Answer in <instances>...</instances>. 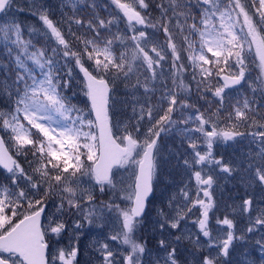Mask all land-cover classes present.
<instances>
[{
    "label": "snow or ice",
    "instance_id": "1",
    "mask_svg": "<svg viewBox=\"0 0 264 264\" xmlns=\"http://www.w3.org/2000/svg\"><path fill=\"white\" fill-rule=\"evenodd\" d=\"M249 246L264 264V0H0V264Z\"/></svg>",
    "mask_w": 264,
    "mask_h": 264
},
{
    "label": "rangeland",
    "instance_id": "2",
    "mask_svg": "<svg viewBox=\"0 0 264 264\" xmlns=\"http://www.w3.org/2000/svg\"><path fill=\"white\" fill-rule=\"evenodd\" d=\"M50 3L53 5H56L59 3V0H50ZM29 21H31V20H29ZM253 75H255V69H253ZM69 95L71 96V93H69ZM72 101H73V103H75L81 107H83L85 104L83 96L81 94H79L78 92H77L76 96L72 97ZM221 151H224V149H221ZM229 151H231V150H229ZM230 183H232V182L230 181ZM225 187H226V185H225ZM239 187L241 188L240 190L242 192L243 186H239ZM240 223H241V226H243L245 221L241 220ZM88 242L89 241L87 239L83 240V245L86 246ZM248 254H249V257L251 260H255L256 264H260L261 255H260L259 249L252 248L251 246H249Z\"/></svg>",
    "mask_w": 264,
    "mask_h": 264
},
{
    "label": "trees",
    "instance_id": "3",
    "mask_svg": "<svg viewBox=\"0 0 264 264\" xmlns=\"http://www.w3.org/2000/svg\"><path fill=\"white\" fill-rule=\"evenodd\" d=\"M29 23H31V21H29ZM84 98V97H83ZM84 102H85V98H84ZM232 183H228V184H226V188H228L229 190H231L232 189V185L234 184V183H236V182H234V181H231ZM231 186V187H230ZM241 188L239 187V191H241L240 190ZM234 194V193H233Z\"/></svg>",
    "mask_w": 264,
    "mask_h": 264
},
{
    "label": "flooded vegetation",
    "instance_id": "4",
    "mask_svg": "<svg viewBox=\"0 0 264 264\" xmlns=\"http://www.w3.org/2000/svg\"><path fill=\"white\" fill-rule=\"evenodd\" d=\"M157 195H159V192L157 193Z\"/></svg>",
    "mask_w": 264,
    "mask_h": 264
}]
</instances>
